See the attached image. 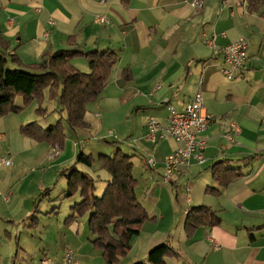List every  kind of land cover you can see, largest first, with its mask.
<instances>
[{
    "label": "crops",
    "instance_id": "obj_1",
    "mask_svg": "<svg viewBox=\"0 0 264 264\" xmlns=\"http://www.w3.org/2000/svg\"><path fill=\"white\" fill-rule=\"evenodd\" d=\"M191 1L0 0V36L23 65L59 50L117 56L102 94L85 106L86 129L66 131L54 160L48 158L51 145L20 133L31 122L45 129L58 121L53 112L57 100H48L47 91L44 117L35 114V103L25 108L17 97L20 112L0 118V155L11 159V165L0 166V264H11L15 254L17 264H105L90 244V213L64 223L79 196L63 210L54 202L66 189L59 173L79 152L96 157L112 155L117 148L131 158L137 200L149 217L117 264H146L150 250L163 244L175 254L165 264H264V0H206L198 14ZM99 16L107 23L96 22ZM239 37L247 42L248 69L227 80L218 49ZM71 64L89 72L85 58H74ZM124 70L128 81L122 79ZM197 93L205 112L218 117L204 133V163L190 160L170 182H163L164 159L180 144L171 138L149 141L147 121L165 125L168 108L182 112ZM104 119L117 124L115 135L108 131L116 142L111 150L91 129ZM227 132L234 142L224 141ZM217 162L242 176L218 185L211 173ZM80 166L96 184L100 165ZM103 176L106 185L109 176ZM35 205L32 227L29 217ZM196 206L213 210L220 223L200 226L189 237L186 215Z\"/></svg>",
    "mask_w": 264,
    "mask_h": 264
},
{
    "label": "trees",
    "instance_id": "obj_2",
    "mask_svg": "<svg viewBox=\"0 0 264 264\" xmlns=\"http://www.w3.org/2000/svg\"><path fill=\"white\" fill-rule=\"evenodd\" d=\"M8 49L9 43L0 36V118L9 113L20 112L14 104L17 97L23 99L25 108L35 103V114L44 117L47 111L42 106L47 91L48 100H57L53 112L60 116L58 121L45 129L36 121L31 122L22 125L20 133L37 143L57 145L63 149L66 131L76 133L77 130L86 129L85 106L102 94L117 62V56L109 51L99 53L96 50H59L44 54L38 63L23 65L16 54H9ZM78 57L88 60L89 72H80L71 64V60ZM9 64L18 68L10 69ZM122 79H130L127 70L123 71ZM95 163L109 176L100 196L95 195L94 178L76 167L79 164L90 168ZM222 164L223 162H217L211 170L218 185L227 186L242 176L238 170L223 169ZM132 170L131 158L117 148L112 155H99L97 159L79 152L73 164L59 173L66 182V189L60 200L71 199L76 195L80 198L70 209V215L64 223L70 224L90 213L87 222L92 236L90 244L94 250L101 252L105 264H117L120 259L125 258L130 250L131 239L149 221L148 214L137 200V183ZM208 190L214 191L213 188ZM36 213L35 205L29 217L32 227L36 225ZM219 223L213 210L206 206H196L188 211L184 228L190 237L200 226H216ZM174 255L169 246L159 245L150 250L146 264H165V259ZM11 264H17L16 254L12 257Z\"/></svg>",
    "mask_w": 264,
    "mask_h": 264
},
{
    "label": "built area",
    "instance_id": "obj_3",
    "mask_svg": "<svg viewBox=\"0 0 264 264\" xmlns=\"http://www.w3.org/2000/svg\"><path fill=\"white\" fill-rule=\"evenodd\" d=\"M206 0H192L191 7L194 13L202 11ZM245 0H239L243 4ZM98 23L106 24L107 21L103 16L95 20ZM218 52L222 54L225 66L221 72L227 80H234L248 69L247 42L244 38L239 37L236 41L221 47ZM158 88V87H157ZM168 118L165 125H161L153 118H149L146 124V136L151 142L171 138L180 146L174 152L168 154L163 162L162 181L170 182L174 176L180 173V168L189 165L190 160L197 164L204 163V150L206 149L207 139L204 135L208 127L213 124L218 117L208 114L204 110L203 97L200 93L186 103L182 112L174 108H168ZM231 125V130L235 129ZM226 143L234 142V137L230 132L223 135ZM60 148L57 145H51L48 152V158L54 160L59 156ZM11 165V159L7 156L0 155V166ZM68 261L71 260V252L65 255ZM45 264L53 262L45 260Z\"/></svg>",
    "mask_w": 264,
    "mask_h": 264
},
{
    "label": "rangeland",
    "instance_id": "obj_4",
    "mask_svg": "<svg viewBox=\"0 0 264 264\" xmlns=\"http://www.w3.org/2000/svg\"><path fill=\"white\" fill-rule=\"evenodd\" d=\"M48 98V97H47ZM55 100V99H54ZM50 101H53V100H50ZM54 102V101H53ZM57 106V105H56ZM56 106H54V108L56 107ZM36 109V108H35ZM39 117V116H38ZM117 126V124L114 122V121H112V120H110V119H107V120H102L100 123H98V125L94 128V130H93V128L91 127V129H92V131H93V133H98V136H99V141L100 142H104V143H106V144H109L110 145V147H108L110 150L112 149V145L113 144H115L116 142L114 141V139H113V136L112 135H109V130L110 129H113V128H115ZM113 131H115L114 129H113ZM115 133H117L116 131L115 132H113V134L115 135ZM101 138L102 139H104V141H101ZM102 153V152H101ZM102 155H111L110 153H102ZM97 157L98 156H96V157H94L95 159H97ZM95 164H97V163H95ZM95 164H94V166H95ZM79 168H81V169H86V168H88V167H84V166H80ZM93 169H95V168H93ZM103 170V169H102ZM100 171V170H96V184H95V186H96V191H95V195L96 196H100L101 194H102V192H103V190H104V187H105V183H104V181H105V178H104V176H103V174H104V172H105V170H103V171ZM82 171V170H81ZM99 175V176H98ZM57 179H59L58 177L56 178L55 177V181L54 182H56L57 181ZM61 179V178H60ZM48 180H50V179H48ZM61 182H64V181H61ZM53 186H51V188H52ZM78 197H74V198H71V199H63V200H58V201H55L54 202V204H55V206H58V209H59V206H61L62 205V210L65 208V205H67V204H69L70 202H72V204H74L75 202H77L76 201V199H77ZM45 199V198H44ZM78 200V199H77ZM58 209H56V211H58Z\"/></svg>",
    "mask_w": 264,
    "mask_h": 264
}]
</instances>
